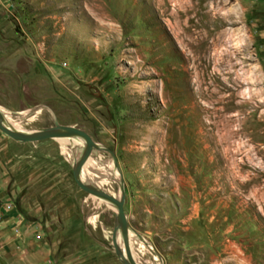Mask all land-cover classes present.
Here are the masks:
<instances>
[{"label":"rangeland","instance_id":"1","mask_svg":"<svg viewBox=\"0 0 264 264\" xmlns=\"http://www.w3.org/2000/svg\"><path fill=\"white\" fill-rule=\"evenodd\" d=\"M0 119L92 137L81 180L125 194L142 264H264V0H0ZM62 138L0 128V264H124ZM65 172L75 216L50 206Z\"/></svg>","mask_w":264,"mask_h":264},{"label":"water","instance_id":"2","mask_svg":"<svg viewBox=\"0 0 264 264\" xmlns=\"http://www.w3.org/2000/svg\"><path fill=\"white\" fill-rule=\"evenodd\" d=\"M0 128L5 131L7 134H9L11 137L22 141V142H32V141H38V140H43V139H48V138H56V137H69L72 135H78L83 137L86 140V149L81 157V159L75 164V167L73 169V175L74 178L83 190L87 191L90 194L99 196L101 198H104L111 203H113L116 208V223L113 229V242L115 246V251L121 258L124 264H135L133 261H131L129 258H127L124 254V252L121 249V246L119 245L118 242V231L120 228H122L124 231H127L129 228L128 226V219H127V214L125 212V194L120 198H117L116 196L110 194L109 192L99 189L97 187L91 186L87 183H85L81 178L79 177L81 170L89 158L92 149L96 146L95 141L92 139V137L84 130H82L79 127L76 126H71V125H61V124H56L55 126H50V127H45V128H39L36 130H32L30 132H23V131H18V130H13L3 124L0 123ZM127 237H124V241L126 242ZM127 246V245H126ZM127 249V254L129 257H132L130 251H129V245L126 248ZM133 258V257H132Z\"/></svg>","mask_w":264,"mask_h":264},{"label":"crops","instance_id":"3","mask_svg":"<svg viewBox=\"0 0 264 264\" xmlns=\"http://www.w3.org/2000/svg\"><path fill=\"white\" fill-rule=\"evenodd\" d=\"M36 142V141H35ZM38 142V141H37ZM30 143L28 148H32V142H25V144ZM15 169L14 175L18 178L19 182L21 183L22 180L26 181V179L31 180L33 177L34 172L31 170V165H29L30 171H28V161H31V153L23 154L22 152L19 154H15ZM31 164V162H30ZM17 180V181H18ZM53 188L51 189L52 192L56 193H65L62 195L61 204H55V200H52L51 207L52 208H59V212L61 215L64 213L65 208V200L68 198L69 202V211L71 214L68 216H75L77 214V209L79 207V201L82 198L80 196L78 187L74 184L73 180L70 178L67 172L61 173L57 179V182L53 184ZM68 193V194H66ZM156 259V258H155Z\"/></svg>","mask_w":264,"mask_h":264},{"label":"bare ground","instance_id":"4","mask_svg":"<svg viewBox=\"0 0 264 264\" xmlns=\"http://www.w3.org/2000/svg\"><path fill=\"white\" fill-rule=\"evenodd\" d=\"M4 111V110H3ZM37 112H40V111H37ZM39 114V113H38ZM9 120H10V118H8ZM0 123L1 124H3V125H5V126H7V127H9V128H11V129H13V130H17L13 125H11V121H8L7 119H6V121H2V119H0ZM62 140H63V144H66V143H68L69 141L72 143V144H74V146L76 147V151H78V157H77V160L75 161L76 163L81 159V157L83 156V154H84V151H83V149H82V146H83V143H84V139H83V137H81V136H78V135H72V136H69V137H66V138H62ZM91 158H88L87 159V161L85 162V163H91ZM98 165V164H97ZM112 166H113V171H114V173H116L117 174V178H118V176L120 177V173H119V171L117 170V168H116V165H115V163L113 162L112 164H111ZM100 171V170H99ZM103 174V173H102ZM97 175H99V174H97ZM85 171H84V169L82 168V170H81V173H80V175H79V177L81 178V179H84L85 178ZM100 177V176H99ZM121 191H122V189H121ZM113 204V203H112ZM113 206L116 208V206L113 204ZM117 209V208H116ZM124 237H127V239H129V241H130V232H129V228L127 229V231H124L122 228H120L119 229V231H118V241L119 240H121L122 241V239H124ZM137 242H139L140 243V245L141 246H143L142 245V240L139 238V237H137ZM144 242V241H143ZM121 249H122V251L124 252V254H125V256L127 257V258H129L131 261H133L135 264H142L141 262H139L138 261V259H134V257L132 258V257H129L128 256V254L125 252V249H124V246L122 245L121 246ZM131 250V249H130ZM134 256V255H133ZM155 258H157V256L155 255Z\"/></svg>","mask_w":264,"mask_h":264}]
</instances>
